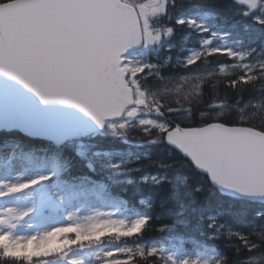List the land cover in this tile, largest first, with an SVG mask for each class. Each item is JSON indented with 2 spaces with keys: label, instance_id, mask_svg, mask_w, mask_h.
Segmentation results:
<instances>
[{
  "label": "trees",
  "instance_id": "obj_1",
  "mask_svg": "<svg viewBox=\"0 0 264 264\" xmlns=\"http://www.w3.org/2000/svg\"><path fill=\"white\" fill-rule=\"evenodd\" d=\"M165 3L166 14L151 16V22L158 29L156 33L162 28L166 35L139 56L141 67H150L141 75V87L137 90L145 92L140 99L148 108L163 113L166 128L124 124L114 127L116 134H97L86 139L90 150L136 147L134 161L124 165L130 168L128 172L113 179L107 175L109 170H92L70 143L55 146L15 128L0 130V153L7 147L11 157L50 164L53 170L56 168L55 176L58 175L51 180L75 184L82 180L97 187L109 200H119L122 211L133 214L135 221L148 218L142 232L122 234L134 223L101 228L92 231L104 233L99 239L92 237L72 244L66 241H76L78 235L85 233L64 231L51 238L56 242V250L50 254L31 261L0 258V264H37L82 247L123 246L137 252L136 243L147 246L184 239L193 241L205 264H264V203L222 194L207 175L167 144L164 135L166 129L176 125L203 126L213 122L248 125L264 132V52L261 53L264 24L258 22V17L264 19V13L249 11L248 5L237 0H165ZM246 11L248 15L244 14ZM199 13L209 16L211 29L225 31L234 40L242 41L238 48L241 55L200 53L193 59L199 63L186 64L189 50L204 46L200 29L185 19ZM180 16H184L181 20L185 23H177ZM168 28L172 29L171 34L167 33ZM257 56L263 58L262 62L256 60ZM220 63L228 64V68L215 69L202 79L180 81L176 77L197 66ZM171 76L174 82L169 81ZM8 163L13 165L12 161ZM246 247L251 250L246 251ZM10 248L0 240V249L7 252ZM156 250L159 258H138L135 264H172L170 256ZM144 251H150L149 247ZM119 260L120 257H114L105 264H118Z\"/></svg>",
  "mask_w": 264,
  "mask_h": 264
},
{
  "label": "snow or ice",
  "instance_id": "obj_2",
  "mask_svg": "<svg viewBox=\"0 0 264 264\" xmlns=\"http://www.w3.org/2000/svg\"><path fill=\"white\" fill-rule=\"evenodd\" d=\"M240 3L248 5L249 11L264 13V0H240ZM166 12L167 4L157 6L154 0H140V3L135 0H0V73L20 81L45 103L56 100L74 104L104 127L106 118H123L122 114L134 106L132 101L136 99L137 88L141 87V75L150 66L141 67L125 54L142 40L147 46L161 39L160 34L152 35L150 30L145 37V21ZM258 22L264 24V19L258 17ZM171 32L172 29L168 28L167 33ZM203 43L208 44L209 41ZM187 63L191 66L199 60L189 59ZM139 94L144 95L142 91ZM139 103L143 105V99ZM120 126L124 127V124ZM164 135L200 163L196 155L202 146L200 140L193 138L190 148L173 140L171 130ZM251 151V178L264 180V143L254 142ZM217 165L218 162L211 158L209 163L201 164L212 172L214 178ZM50 179L41 176L28 184L10 186L8 192ZM5 194L0 192V196ZM147 219L135 221L128 232L122 234L141 233ZM4 222L0 220V226ZM64 231L76 229H57L43 237H33L27 243L14 241V247L7 252L0 249V258H27L31 261L46 256L56 250V242L51 238ZM102 235L104 233L88 231L78 235L76 241L66 243L75 244L92 237L99 239ZM37 239L40 244L35 246L33 241ZM245 250L251 249L246 247ZM109 256L120 257L118 264H135L138 258H159L156 249L148 252L142 249L137 252L117 250ZM169 260L176 264L172 257ZM71 264L80 262L73 260Z\"/></svg>",
  "mask_w": 264,
  "mask_h": 264
},
{
  "label": "rangeland",
  "instance_id": "obj_3",
  "mask_svg": "<svg viewBox=\"0 0 264 264\" xmlns=\"http://www.w3.org/2000/svg\"><path fill=\"white\" fill-rule=\"evenodd\" d=\"M164 1L165 0H154L157 6L164 4ZM187 18L189 21H194L195 24L203 30L208 28V16L205 13L191 15ZM160 33L159 31L157 34ZM214 33L217 35L218 41L213 45L214 38L207 37L209 43L206 45L205 51H231L233 54L239 52L238 48L242 46V41L234 40L230 35L220 31H214ZM198 51L199 49H194L187 61L192 59ZM247 51H249V48L246 49V52ZM262 52H264V48L261 50V53ZM259 53L260 51H257L256 55H259ZM238 55H241V53H238ZM128 59L139 66L141 65L139 55L137 54L129 56ZM256 60L262 62L263 58L257 56ZM218 67L201 65L194 67L185 75L176 77H178V80L183 79L184 81L187 79L197 80L204 78V76L215 69L225 70L226 64H220ZM174 80V76H171V79H169L170 82H174ZM161 117L162 115L157 117L154 113L150 115L148 112H141V114H138L134 119H125L120 122L129 124L144 123L148 128L157 127L163 130L165 124ZM160 125H164V127L161 128ZM73 144L89 162L93 164L98 163L99 170L102 171V167L105 168L107 166L105 162H107L108 166L112 170L114 169L113 172L109 174L112 178H117V175L126 173L130 170V168H125L123 166L126 164V161H123V151H105L103 154L97 153L91 156L87 153V142L84 139L78 138ZM95 157H97L98 161ZM8 158L9 154L0 155V192L6 193L0 196V220L5 221L2 226H0L3 232L0 238L9 236L15 241L26 243L33 237H43L46 233H52L56 227L63 228L65 224L73 225L78 230L87 232L89 229H93L94 224H98L99 222L106 224L113 218V216L109 214L112 205L103 199L92 197V194H90L91 190H86V188L75 192L71 187L65 186L60 191L55 192L54 189L48 190L43 188L40 190L39 186H31L27 188L25 192L18 191L14 194L9 193L8 188L10 186H20L24 181H28L31 176H34L37 172V166H27L25 162H20L23 160L13 158L15 167L6 171L5 165ZM93 167L95 168V166ZM40 195L42 196L39 197ZM89 195L91 197H87ZM44 202H46L47 208L49 209V214L43 216V221H38L35 214L37 212L38 215H42L41 211L43 210L39 206ZM25 213L27 214L25 215ZM131 219L132 217L130 215V218L126 219L127 224L131 223ZM36 241L40 243L38 239ZM136 247H138L139 250L145 248L139 243H136L135 248ZM156 247L157 245H150L149 249L152 250ZM159 247H161L163 251H167L168 255L173 254L178 264H183L185 261H187V264L204 263L203 259L199 256V252H197L196 248L189 242H186L179 250H176L179 247L178 243L170 245L161 244ZM109 251V248H81L63 258L69 259L70 261L76 260L80 262V264H101ZM40 264L63 263L62 260L56 259L44 261Z\"/></svg>",
  "mask_w": 264,
  "mask_h": 264
},
{
  "label": "water",
  "instance_id": "obj_4",
  "mask_svg": "<svg viewBox=\"0 0 264 264\" xmlns=\"http://www.w3.org/2000/svg\"><path fill=\"white\" fill-rule=\"evenodd\" d=\"M139 45H134L126 54L135 51ZM119 118L110 117L106 121ZM9 126L57 145L103 129L74 104L56 100L45 103L20 81L0 73V130ZM170 130L173 140L190 148L193 138L200 140L202 146L196 152L200 163H197L192 155L166 138L167 143L187 157L198 171L206 174L221 193L264 202V180L251 178L253 170L250 163L252 145L254 142L264 143V132L246 125L230 126L220 122L201 127L177 125ZM210 158L218 162L215 178L207 167L201 166L209 163Z\"/></svg>",
  "mask_w": 264,
  "mask_h": 264
},
{
  "label": "bare ground",
  "instance_id": "obj_5",
  "mask_svg": "<svg viewBox=\"0 0 264 264\" xmlns=\"http://www.w3.org/2000/svg\"><path fill=\"white\" fill-rule=\"evenodd\" d=\"M220 123H222V122H220ZM222 124H225V123H222ZM225 125H229V124H225ZM230 126H235V125H230ZM189 127H199V126H189ZM134 149H136V147H134L133 149L123 147V148L117 149V151L118 150L123 151V161L124 162L126 161V163H130V162L134 161V159L136 157V152H134ZM129 154H130V156H129Z\"/></svg>",
  "mask_w": 264,
  "mask_h": 264
}]
</instances>
